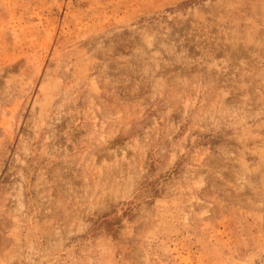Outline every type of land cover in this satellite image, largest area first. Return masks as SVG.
Instances as JSON below:
<instances>
[{
    "label": "rangeland",
    "instance_id": "1",
    "mask_svg": "<svg viewBox=\"0 0 264 264\" xmlns=\"http://www.w3.org/2000/svg\"><path fill=\"white\" fill-rule=\"evenodd\" d=\"M0 264H264V0H0Z\"/></svg>",
    "mask_w": 264,
    "mask_h": 264
}]
</instances>
